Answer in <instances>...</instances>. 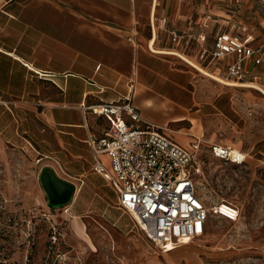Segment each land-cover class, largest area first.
Masks as SVG:
<instances>
[{"label": "crops", "instance_id": "1", "mask_svg": "<svg viewBox=\"0 0 264 264\" xmlns=\"http://www.w3.org/2000/svg\"><path fill=\"white\" fill-rule=\"evenodd\" d=\"M221 1L0 0L2 131L12 139L22 135L43 167L52 166L79 190L87 186L101 197L113 190L117 205L115 186L94 170L89 142L111 124L110 116L92 111L95 105L131 98L140 126L153 124L184 146L199 140L206 148H243L246 142L254 148L261 134L255 128L247 134L252 119L246 110L260 98L247 88L257 83L264 61L247 59L249 73L235 80L227 77L234 55L201 59L200 53L212 49L218 33L235 30L218 26V13L236 18L259 39L264 35L255 29L256 0ZM173 30L180 34L177 42ZM153 39L156 48L177 50L239 85L222 84L175 54L151 50Z\"/></svg>", "mask_w": 264, "mask_h": 264}, {"label": "rangeland", "instance_id": "2", "mask_svg": "<svg viewBox=\"0 0 264 264\" xmlns=\"http://www.w3.org/2000/svg\"><path fill=\"white\" fill-rule=\"evenodd\" d=\"M255 11L246 14H254L255 29L264 35L260 0ZM216 19L228 29L240 23L223 13ZM258 75L256 84L264 88V64ZM250 87L260 101L247 106L252 119L247 134L255 128L260 143L238 147L247 153L241 164L202 147V171L196 177L207 207L226 200L238 205L241 216L237 221L212 217L202 236L169 252L148 241L132 216L118 208L111 189L101 197L75 184L68 204L51 206L40 182L43 165L36 150L22 135L12 139L0 125V264H264V92Z\"/></svg>", "mask_w": 264, "mask_h": 264}, {"label": "built area", "instance_id": "3", "mask_svg": "<svg viewBox=\"0 0 264 264\" xmlns=\"http://www.w3.org/2000/svg\"><path fill=\"white\" fill-rule=\"evenodd\" d=\"M179 37L173 30L172 41ZM199 37L206 40L205 34ZM208 55L217 59L234 55L236 58L227 65V77L242 80L249 73L244 66L247 59L255 64L264 61V39L241 24L234 31L218 33L212 49L203 48L200 58ZM92 111L111 117L106 133L89 142L94 170L115 186L118 207L132 216L142 234L161 251L202 236L212 217L230 221L240 218L238 205L221 200L207 207L199 195L196 177L202 171L201 141L186 147L153 124L140 126V113L131 98L101 103ZM208 150L214 157L237 164L247 158L246 152L230 145L213 143Z\"/></svg>", "mask_w": 264, "mask_h": 264}, {"label": "water", "instance_id": "4", "mask_svg": "<svg viewBox=\"0 0 264 264\" xmlns=\"http://www.w3.org/2000/svg\"><path fill=\"white\" fill-rule=\"evenodd\" d=\"M40 182L51 206L61 207L72 200L75 184L60 177L52 166L46 165L42 168Z\"/></svg>", "mask_w": 264, "mask_h": 264}, {"label": "bare ground", "instance_id": "5", "mask_svg": "<svg viewBox=\"0 0 264 264\" xmlns=\"http://www.w3.org/2000/svg\"><path fill=\"white\" fill-rule=\"evenodd\" d=\"M150 49H152L155 52H162V53H167V54H175L180 56L181 58H183L184 60H186L187 62L191 63L192 65H195L196 67H198L202 73H204L205 75H208L209 77H211L212 79H215L217 81H220L222 83H226V84H230V85H239L238 82H234V81H226L224 78H222L221 76H219L218 74L211 72L210 70H207L205 68H202L201 66H199L196 62H194L191 58L187 57L186 55L182 54L181 52L177 51V50H166V49H159L156 48L154 45V39L150 41ZM241 84V83H240ZM245 85V84H244ZM246 86V85H245ZM250 86L256 87L258 89H260L261 91L264 92V88H262L261 86H259L258 84H251ZM192 239H185L183 244L188 243V241H190ZM174 248V246H172Z\"/></svg>", "mask_w": 264, "mask_h": 264}]
</instances>
